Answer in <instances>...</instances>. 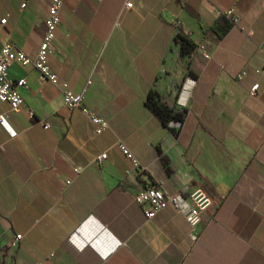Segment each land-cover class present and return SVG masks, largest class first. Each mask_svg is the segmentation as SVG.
I'll return each mask as SVG.
<instances>
[{"label": "crops", "instance_id": "1", "mask_svg": "<svg viewBox=\"0 0 264 264\" xmlns=\"http://www.w3.org/2000/svg\"><path fill=\"white\" fill-rule=\"evenodd\" d=\"M51 1L0 0V46L33 57ZM61 1L50 66L108 129L96 134L58 85L10 64L8 78L25 83L16 85L18 111L0 102L5 261L11 253L14 264H264V0ZM228 11L237 22L218 37L210 26ZM178 36L195 49L182 54ZM190 72L196 83L182 107ZM149 88L185 109L171 124L176 136L145 106ZM150 183L209 194L197 239L170 205L144 217L135 195Z\"/></svg>", "mask_w": 264, "mask_h": 264}, {"label": "built area", "instance_id": "2", "mask_svg": "<svg viewBox=\"0 0 264 264\" xmlns=\"http://www.w3.org/2000/svg\"><path fill=\"white\" fill-rule=\"evenodd\" d=\"M127 7L131 6V2L128 1L125 4ZM62 7L61 0H52L48 9V15L45 19V30L36 53L33 57L25 54L21 49L17 48L14 44L7 42L0 46V102L9 103L12 111H18L22 104L23 98L17 91L16 85L24 84V80L13 81L7 76V69L13 62H18L22 66L34 67L41 79L47 80L61 88L63 103L68 108H79L83 111L90 122L94 126L96 134H101L108 129V122L105 118L88 109L83 103V95L74 93L68 88L66 82H59L58 75L50 66V54L52 52V43L56 37L60 10ZM233 24H236V17L232 16L230 11L225 12ZM4 23V19L1 20ZM208 57L207 54L204 55ZM239 78L240 76H236ZM196 80L191 76H186L180 89V94L177 98V104L180 106L186 105V96L189 90L195 85ZM258 85L252 86V91H255ZM32 115V112H29ZM44 124V127H47ZM116 147L124 157L129 161L130 166L134 169L141 167L140 160L134 156L132 151L126 146V144L118 139L114 143ZM107 153H101L96 161L106 158ZM75 170L78 172L80 168L77 167ZM135 200L141 208L145 218H153L160 210L170 205L174 207L186 220L189 225V237L191 240H195L198 237V228L202 222V212L211 204V197L203 188H192L187 191H176L173 193L166 192L158 183H150L147 187L141 189L136 195ZM22 234H14L10 248L14 249ZM8 262L14 264L11 253L8 254Z\"/></svg>", "mask_w": 264, "mask_h": 264}, {"label": "trees", "instance_id": "3", "mask_svg": "<svg viewBox=\"0 0 264 264\" xmlns=\"http://www.w3.org/2000/svg\"><path fill=\"white\" fill-rule=\"evenodd\" d=\"M232 25L233 22L230 17L227 18L225 14H223L219 19L211 24L210 28L218 35V37H222L232 27ZM178 40L180 42L182 54H189L196 47V44L192 43L191 40L184 36H178ZM186 76H191L196 79L192 72ZM144 104L166 129H168L174 136L178 134L179 127L171 124H181L183 122L186 113L185 109L179 110L168 105L163 100L161 94L154 88H149Z\"/></svg>", "mask_w": 264, "mask_h": 264}, {"label": "rangeland", "instance_id": "4", "mask_svg": "<svg viewBox=\"0 0 264 264\" xmlns=\"http://www.w3.org/2000/svg\"><path fill=\"white\" fill-rule=\"evenodd\" d=\"M6 252H7V247L5 248V246H4V247L0 248V264H11L8 262V260L5 261V259H4V255Z\"/></svg>", "mask_w": 264, "mask_h": 264}]
</instances>
